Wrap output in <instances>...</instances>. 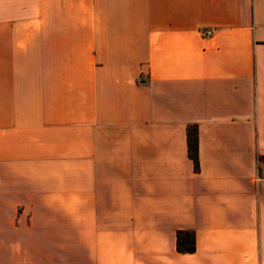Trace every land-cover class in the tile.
<instances>
[{
  "label": "crops",
  "instance_id": "1",
  "mask_svg": "<svg viewBox=\"0 0 264 264\" xmlns=\"http://www.w3.org/2000/svg\"><path fill=\"white\" fill-rule=\"evenodd\" d=\"M0 264H264V0H0Z\"/></svg>",
  "mask_w": 264,
  "mask_h": 264
},
{
  "label": "trees",
  "instance_id": "2",
  "mask_svg": "<svg viewBox=\"0 0 264 264\" xmlns=\"http://www.w3.org/2000/svg\"><path fill=\"white\" fill-rule=\"evenodd\" d=\"M188 151L195 165H198L197 156V129L196 126L188 128ZM177 247L183 250L194 248V237L188 230H179L176 235Z\"/></svg>",
  "mask_w": 264,
  "mask_h": 264
}]
</instances>
